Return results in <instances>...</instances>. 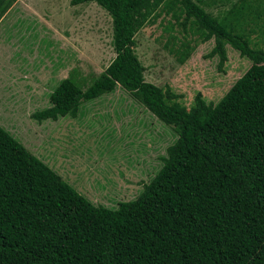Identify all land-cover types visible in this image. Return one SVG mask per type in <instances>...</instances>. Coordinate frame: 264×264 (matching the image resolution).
<instances>
[{"label":"trees","instance_id":"16d2710c","mask_svg":"<svg viewBox=\"0 0 264 264\" xmlns=\"http://www.w3.org/2000/svg\"><path fill=\"white\" fill-rule=\"evenodd\" d=\"M18 0H0V19ZM235 1V2H233ZM112 18L116 54L85 88L59 82L39 123L78 118L84 104L121 87L176 134L134 200L95 205L0 126V264H264V0H72ZM228 7L214 15L209 8ZM228 46L252 66L222 99L190 108L149 83L137 34L162 16ZM173 28V26H172ZM190 46L180 56L191 54Z\"/></svg>","mask_w":264,"mask_h":264},{"label":"rangeland","instance_id":"374dc122","mask_svg":"<svg viewBox=\"0 0 264 264\" xmlns=\"http://www.w3.org/2000/svg\"><path fill=\"white\" fill-rule=\"evenodd\" d=\"M71 1L18 0L0 19V126L92 203L117 207L139 196L176 134L121 87L84 104L78 118H32L50 106L61 80L74 75L87 88L116 57L110 15L93 2ZM185 29L164 15L137 34L145 79L188 108L198 93L216 104L252 63L228 46L221 72L219 59L207 57L214 41Z\"/></svg>","mask_w":264,"mask_h":264},{"label":"crops","instance_id":"0c3cea01","mask_svg":"<svg viewBox=\"0 0 264 264\" xmlns=\"http://www.w3.org/2000/svg\"><path fill=\"white\" fill-rule=\"evenodd\" d=\"M208 1V0H207ZM212 2H213V0H212ZM214 6H216V3H215V5ZM217 7V6H216ZM218 15V14H217Z\"/></svg>","mask_w":264,"mask_h":264}]
</instances>
